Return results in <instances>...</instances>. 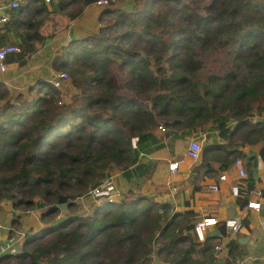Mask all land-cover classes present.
I'll list each match as a JSON object with an SVG mask.
<instances>
[{
	"label": "trees",
	"instance_id": "trees-1",
	"mask_svg": "<svg viewBox=\"0 0 264 264\" xmlns=\"http://www.w3.org/2000/svg\"><path fill=\"white\" fill-rule=\"evenodd\" d=\"M27 1L11 12L23 29L18 63L45 37V5ZM95 1L58 0L53 13L75 18ZM132 1L129 11L103 7L98 30L52 56V68L69 78L68 99L49 87L28 98L0 85V202L19 216L39 211V226L13 240L0 264H214L217 237L194 239L192 209L130 189L118 200L89 201V212L76 202L110 171L149 177L153 163L138 160L131 140L158 121L189 131L209 122L228 144L259 142L257 154L245 155L238 189L243 203L251 196V167L257 155L264 162V121L250 120L264 109V0ZM113 62L139 99L116 93ZM242 156L211 141L198 159L215 173L211 162L223 160V169Z\"/></svg>",
	"mask_w": 264,
	"mask_h": 264
},
{
	"label": "crops",
	"instance_id": "crops-1",
	"mask_svg": "<svg viewBox=\"0 0 264 264\" xmlns=\"http://www.w3.org/2000/svg\"><path fill=\"white\" fill-rule=\"evenodd\" d=\"M11 0H0V6L4 10L6 5ZM20 5L28 2L27 0H19ZM58 0H38L45 5L47 14L45 21L39 27V33L45 36L43 39H34V50L27 54L23 63H18L15 58V53L9 54L8 57H13L6 62V68L0 71V85L5 88L8 93L14 95L22 93L23 96L31 98L35 91H42L48 88L50 80L54 77L57 70L51 66V58L66 47L68 53L73 46L68 47L71 38L80 39L90 32L98 29V13L102 8H98L95 3L89 4L80 13L81 15L73 18L64 13H53L54 5ZM118 0H114L113 4H119ZM119 6L128 11L132 4L126 3L125 6ZM13 8L10 9V14ZM21 14V13H19ZM10 17V22L0 31V46L4 44L19 45L22 42V25L21 23H13ZM68 47V48H67ZM71 89L68 90V92ZM252 122L264 121V109L257 112L252 111L250 117ZM152 135H156L161 130L155 125L151 129ZM162 133L163 142L161 148H157L156 144L160 141H153L146 144L150 148V152H137L140 162L154 163L155 157L161 158L162 163L159 166L163 169L160 176H164L163 183L158 185L152 181L151 174L149 177H132L130 178L123 170L110 171L113 178V188L111 189V197L120 199L125 190L130 189L135 193H140L152 196L156 201H165L170 203L175 210L192 209L198 216V219L206 216H214L217 222H222L226 218L237 217L241 222L245 221V225H240L236 232H230L224 227L221 232L217 224L210 225L205 229V236L217 237L216 245H221L220 260H216L214 264H264V196L258 200L259 206L257 209L248 208L246 202L243 203V195L239 192L233 194L230 190V184L239 182L241 185L244 182V177H240L236 169L235 160L239 159L240 164L245 172V155L248 152L257 154L260 143H227L228 141L219 137L211 123H205L196 126L194 130L188 129L171 130L164 129ZM149 134V133H148ZM191 136H196L201 146L211 141L217 144L224 145L227 149L237 148L243 154L242 157H237L234 162L226 165L223 169H219L223 160L211 162V167H217V172H208V166L200 163L198 160H190L185 156V147ZM143 139V138H142ZM139 136L134 141L135 149L138 147ZM218 148V146L216 147ZM144 152V153H143ZM154 152V153H153ZM228 158V157H227ZM176 161L177 166L173 171L167 167L168 162ZM257 171V177L253 176L254 185L264 182L259 177V173L264 169V162L257 155L255 166L251 167ZM252 172L254 173V171ZM154 172V171H153ZM225 175L224 180H218L219 173ZM251 172V173H252ZM246 175V174H245ZM212 184H216L217 189L210 188ZM251 196L248 198L250 199ZM89 208V207H88ZM82 211L89 212V210ZM33 217L36 222V227L39 226V211L37 209L29 210L25 213H17V210L11 208L8 200L0 202V254L12 251L11 241L15 240L17 244L21 243L22 236H17V232L21 234L32 229L28 223ZM19 216L13 225L14 216ZM26 219V220H25ZM15 249V248H14ZM215 257V251L213 253ZM225 259V260H224ZM151 264H163L157 258H154Z\"/></svg>",
	"mask_w": 264,
	"mask_h": 264
},
{
	"label": "built area",
	"instance_id": "built-area-1",
	"mask_svg": "<svg viewBox=\"0 0 264 264\" xmlns=\"http://www.w3.org/2000/svg\"><path fill=\"white\" fill-rule=\"evenodd\" d=\"M48 1V0H44ZM114 0H96L94 3L97 5H102L103 7L110 6V4ZM20 4L19 0H11L3 10L0 6V31L5 28V26L8 24L10 20V9H15ZM20 51V48L18 45L15 44H4L0 46V71L5 70L6 68V62L5 58L12 53H17ZM50 86L56 90L59 91L60 100H64L69 96L68 90H65L64 88L71 89V84L69 83V78L67 74L64 71L57 70L54 77L50 80ZM156 126L163 131L164 125L161 121H158L156 123ZM135 138L132 139L134 141ZM201 142L196 136H191L186 144L185 147V156L189 158L190 160H197L199 158V153L201 149ZM236 169L238 171V174L240 177L245 176L244 169L242 168L239 159L235 160ZM177 166L176 161H170L168 162V169L170 171H173ZM259 177L264 180V169L259 173ZM225 175L224 173L220 172L218 175V180H224ZM113 188V180L110 177L105 178L98 184H96L94 187L90 188L88 190V197H90L91 200H97L98 198H101L103 196L113 199L111 197V189ZM211 189L215 190L217 189L216 184H212L210 186ZM262 188H264V182H261L260 184L257 183L253 186L252 190L250 191L251 198L247 200L246 206L248 208L257 209L259 206V198L262 196L261 191ZM239 189V182H233L230 184V190L233 194L238 193ZM217 223V219L214 216H206L201 217L197 220H195L193 228H192V234L195 238V240L200 241L203 240L205 235V229L210 225H215ZM223 225L226 229H228L230 232H236L240 227V221L237 217H230L223 220ZM261 225H264V222H261ZM21 235V232H17V236ZM12 242V241H11ZM16 242L15 240L13 241ZM215 258L216 260H220V253L222 246L221 245H215ZM10 264H18L16 262H11Z\"/></svg>",
	"mask_w": 264,
	"mask_h": 264
},
{
	"label": "rangeland",
	"instance_id": "rangeland-1",
	"mask_svg": "<svg viewBox=\"0 0 264 264\" xmlns=\"http://www.w3.org/2000/svg\"><path fill=\"white\" fill-rule=\"evenodd\" d=\"M117 2H119V4L122 7H125V8H129V6H125L126 3H128L129 5L133 3L132 0H118ZM59 51L60 50H58L57 53ZM110 67H111V72L113 73V77H114V80H115L114 82L116 83V86H117L116 93L121 95V96L127 97V98L128 97H135V98L139 99L138 95H135L134 93L128 91V89L124 86V84H123L124 81H125L124 74H123V72L121 70L118 69L117 65L113 62V63L110 64ZM140 97H142V96H140ZM145 102H149V101L145 100ZM161 132H163V131H161ZM161 132H158L156 135H152L153 132L151 130H147V131H143V132L139 133L140 140L142 138L143 139H142L141 143H140V141H138V147L135 150L137 152H141V150H144L145 152H150L151 149L146 147V144L151 142V141H153V139H155L156 141H160L159 143L156 144V146H157V148H161V143L163 142V139H162L163 136H162ZM154 159H155V162L153 163V168H152V171H151V177H152V181L153 182H155L158 185H160L161 183H163V179H164V176H160V173H161V171L163 169L159 166V164H161L162 161H161V158H159V157H155ZM102 198H107V197L103 196ZM89 201H92V200L90 199V197H88V193L76 200V202L79 205L78 207H79L80 210H82V209L91 210L90 208H88L89 205L91 204V202H89ZM30 214H32V216L30 218V223H28V224L33 229V228L36 227V222L33 219V217L36 216V213L35 212H31ZM61 216H62L61 214L58 215V217H61Z\"/></svg>",
	"mask_w": 264,
	"mask_h": 264
},
{
	"label": "clouds",
	"instance_id": "clouds-1",
	"mask_svg": "<svg viewBox=\"0 0 264 264\" xmlns=\"http://www.w3.org/2000/svg\"><path fill=\"white\" fill-rule=\"evenodd\" d=\"M16 8H17V7H16ZM10 15H11V14H10ZM9 21H10V20H9ZM8 23H9V22H8ZM48 87H49V88H52V87L50 86V83L48 84ZM53 89H54V88H53ZM64 89H65V90H69L68 88H64ZM57 91H58V90H57ZM58 92H59V91H58ZM59 97H60V96H59ZM65 99H68V97L65 98ZM60 101H63V100H60ZM228 123L231 124V123H232V120H231L230 122H228ZM133 138H135V140H136V137H133ZM135 140H134V141H135ZM134 141L131 140L132 146H134ZM107 177H110V178L113 180V178H112L113 176H112V174H110V172H109V173L107 174V176H105L102 180H104V179L107 178ZM102 180H101V181H102ZM101 181H99V182H101ZM99 182H98V183H99ZM98 183H97V184H98ZM97 200H98V199H97ZM97 200H92V201H97ZM114 200H116V199H114ZM117 200H118V199H117ZM222 222H223V221H222ZM22 235H23V234H21V236H22ZM194 239H195V238H194ZM200 241H201V240H200ZM214 251H215V248H214ZM214 251H213V252H214Z\"/></svg>",
	"mask_w": 264,
	"mask_h": 264
},
{
	"label": "water",
	"instance_id": "water-1",
	"mask_svg": "<svg viewBox=\"0 0 264 264\" xmlns=\"http://www.w3.org/2000/svg\"><path fill=\"white\" fill-rule=\"evenodd\" d=\"M90 5H91V4H90ZM87 6H89V5H87ZM87 6H86V7H87ZM96 6H97L98 8H103V6H102V5H97V4H96ZM82 11H83V10H82ZM80 15H81V14H80ZM73 40H74V39H73V38H71V40H70V41H73Z\"/></svg>",
	"mask_w": 264,
	"mask_h": 264
}]
</instances>
